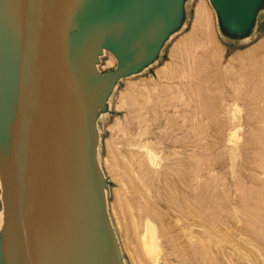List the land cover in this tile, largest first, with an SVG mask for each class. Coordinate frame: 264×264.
Returning <instances> with one entry per match:
<instances>
[{
	"label": "water",
	"instance_id": "95a60500",
	"mask_svg": "<svg viewBox=\"0 0 264 264\" xmlns=\"http://www.w3.org/2000/svg\"><path fill=\"white\" fill-rule=\"evenodd\" d=\"M192 1L71 0L60 13L61 0H11L10 34L0 0V264H41L59 216L66 264H127L109 210L100 121L122 80L159 63ZM209 3L231 41L251 39L264 16V0ZM108 53L116 67L103 73ZM50 147L69 152L68 173L51 163ZM39 163L51 167L50 179H39Z\"/></svg>",
	"mask_w": 264,
	"mask_h": 264
},
{
	"label": "rangeland",
	"instance_id": "374dc122",
	"mask_svg": "<svg viewBox=\"0 0 264 264\" xmlns=\"http://www.w3.org/2000/svg\"><path fill=\"white\" fill-rule=\"evenodd\" d=\"M201 1L207 4L211 14L207 26L211 43L203 38L202 27L195 19L196 6ZM193 39L203 42L201 49L196 44H190L189 48L181 46ZM196 51H202L197 58ZM253 53L259 62L264 61V16L251 39L231 41L220 34L216 14L209 0H193L189 6L186 27L168 42L159 63L143 74L119 83L113 94L109 113L100 121V157L110 186V215L127 264H141L132 255L139 254L140 251L142 262L144 259L145 264H150L142 254L139 238L141 227L138 226L142 216L138 206L139 198L134 190L138 180L137 170L142 172L139 165L141 155H138L141 154L140 146L148 139L149 142L152 139L151 143L159 156L156 164L158 170L151 174L154 180H150L152 184L149 200L156 211L155 219L160 227L167 225V231L179 245L173 249L172 245L167 244V239L162 238L165 248L162 252L164 254H161V264H183V260L178 257L181 254L185 264H191L202 258L203 253L205 256L203 261L200 259L201 264L206 262L208 256L214 264H264V71L259 70V76L252 77L251 65L255 61L246 57ZM110 59L109 53L103 58L100 65L103 73L115 69L116 62L115 65H108ZM256 81L262 82L260 84ZM221 123L234 127V132L238 133L236 142H229L228 134L219 131L223 126ZM168 154L169 157L171 155L170 159H166ZM191 166L194 169L199 167L197 170L202 177L195 184L196 187L194 185L188 188L185 181L188 180L187 172ZM204 193L213 196L214 203L218 205L217 210L210 212V215L200 214L197 203L196 208L192 204L196 202L197 196ZM187 208H192V211ZM1 209L0 200V211ZM193 211L199 214H192ZM192 216L196 220H191ZM187 221L189 224L186 226ZM192 221L195 222L192 223L194 227L190 225ZM196 224L200 228L198 225L195 227ZM188 226L196 228L199 236L202 235L200 231L209 230L201 236L206 241L200 250H194L188 245L187 234L195 231ZM203 248L205 249L202 251ZM177 249L176 253L174 250ZM173 252L176 256L172 257ZM193 255L196 261L192 258Z\"/></svg>",
	"mask_w": 264,
	"mask_h": 264
},
{
	"label": "bare ground",
	"instance_id": "6f19581e",
	"mask_svg": "<svg viewBox=\"0 0 264 264\" xmlns=\"http://www.w3.org/2000/svg\"><path fill=\"white\" fill-rule=\"evenodd\" d=\"M3 1H5V4H7L8 5V7H6V8H8L7 10H6V13H7V21H8V26H9V28H10V32L12 31V29H13V26H12V15H13V12H12V9H11V5H10V2H11V0H3ZM71 2V0H61V2H59V4H60V13H64V12H66V10L68 9V6H69V3ZM209 7L207 6V4H205V2H203V1H201V2H199L198 4H197V6H196V17H195V19H197V22L200 24V26L202 27H200L201 29H202V32H203V34H201L202 36H203V38L204 39H208V38H210V34L208 33L209 31H208V24L210 23V17H211V14H210V12H209V9H208ZM196 23V22H195ZM197 23V24H198ZM198 26V25H197ZM199 27V26H198ZM207 29V30H206ZM196 31V30H195ZM13 33V31L10 33V34H12ZM196 34V33H195ZM196 36V35H195ZM198 36V35H197ZM212 36V35H211ZM194 37V36H193ZM193 37H191V39L193 38ZM196 38V37H195ZM202 38V37H201ZM200 39V38H199ZM210 39H208V42H210L211 43V41H209ZM211 40H212V37H211ZM205 42H206V40H205ZM202 43L203 42H196V40L194 41V39L193 40H189V41H187V42H185V43H183L181 46H183L184 48L185 47H188L189 48V46H190V44H196V45H198V49L202 46ZM207 44L205 43V45L204 46H206ZM193 46V45H192ZM191 46V47H192ZM194 47V46H193ZM196 48V47H195ZM204 48V47H203ZM202 48V49H203ZM206 48V47H205ZM193 49V48H192ZM201 49V48H200ZM208 49V48H207ZM189 50V49H188ZM194 50V49H193ZM191 51V50H190ZM195 51V50H194ZM199 51V50H198ZM254 51V50H253ZM191 53V52H190ZM195 53V52H194ZM193 53V54H194ZM196 53H197V51H196ZM195 53V54H196ZM199 53H201L202 54V51L201 52H199ZM199 53H197L196 54V58H197V56H198V54ZM214 53V52H213ZM195 54H194V56H195ZM204 54V53H203ZM110 56H111V59H110V61L108 62V65H115V62H116V59H115V57L113 56V55H111L110 54ZM205 56V55H204ZM208 56V55H207ZM211 56V55H210ZM187 57V56H186ZM200 57H201V55H200ZM203 57V56H202ZM211 57H214V55L213 56H211ZM189 58V57H188ZM195 58V57H194ZM193 58V59H194ZM199 58V57H198ZM207 58V57H206ZM239 58V57H238ZM247 59H249V60H252V62L253 61H255L254 62V64H252L251 65V67L253 68L252 70H253V72H252V74H253V76L252 77H257V76H259L258 74H259V72L260 71H264V61L263 62H259V59H257V58H255L254 57V53L253 54H249V55H247V57H246ZM200 59V58H199ZM214 59V58H213ZM202 60V59H201ZM246 60V59H245ZM208 61H210V60H208ZM241 61H243V59L241 60ZM195 62V61H194ZM201 62V61H200ZM192 63V62H191ZM201 64V63H200ZM227 65V64H226ZM190 66V65H189ZM200 66H202V65H200ZM230 67V66H229ZM248 67H250V66H248ZM166 68V67H165ZM199 68V67H198ZM234 68V67H233ZM231 69H232V67H231ZM230 69V70H231ZM246 69V68H245ZM248 69V68H247ZM246 69V70H247ZM165 70H167V69H165ZM191 70H193V69H191ZM197 70H200V69H197ZM251 70V71H252ZM260 70V71H259ZM163 71V70H162ZM228 71V70H227ZM234 71V70H233ZM214 72V71H213ZM165 73V72H164ZM164 73H162V74H164ZM200 73V72H199ZM229 73V72H228ZM258 73V74H257ZM223 74V73H222ZM264 74V73H263ZM262 74V75H263ZM248 75H250L249 74V72H248ZM188 76V75H187ZM216 76V75H215ZM251 76V75H250ZM217 77H219V75L217 76ZM238 77V76H237ZM248 78V77H247ZM255 78H251V79H255ZM249 79V78H248ZM258 79H261V78H258ZM262 80H263V78H262ZM209 81V80H208ZM250 82V81H249ZM256 82H259V81H256ZM256 82H255V84H256ZM261 82L262 81H260L259 83L261 84ZM259 83L258 84H256V85H259ZM190 84V83H189ZM245 84V83H244ZM263 84V83H262ZM206 85V84H205ZM262 86V85H261ZM200 91V90H199ZM132 93V92H131ZM134 93V92H133ZM130 95V94H129ZM129 95H127V97L129 96ZM124 99V98H123ZM200 99V98H199ZM198 99V100H199ZM130 100V99H129ZM131 101V100H130ZM199 103V102H198ZM129 104H130V102H129ZM227 105V104H226ZM203 107H204V105H202ZM206 106V105H205ZM212 106V105H211ZM217 106V105H216ZM228 106V105H227ZM208 107V106H207ZM223 107V106H222ZM221 107V108H222ZM258 107V106H257ZM127 108V107H126ZM137 108H138V106H137ZM213 108H214V106H213ZM228 108H230V106L228 107ZM253 108H254V106H253ZM260 108V107H259ZM134 109V108H133ZM136 109V108H135ZM206 109V108H205ZM217 109H218V107H217ZM231 109L232 108H230V111H231ZM235 109V108H234ZM137 110V109H136ZM209 110V109H208ZM212 110V109H211ZM222 110V109H221ZM229 110V109H228ZM218 111V110H217ZM226 111V110H225ZM257 111H258V109H257ZM204 112H206V111H204ZM210 113H211V111H209ZM223 112V111H222ZM228 114H229V112L228 111H226ZM131 113H132V110H131ZM137 113V112H136ZM208 113V112H207ZM218 113V112H217ZM226 113V114H227ZM135 114V113H134ZM134 114H133V116H134ZM139 114V113H138ZM220 113H218V115H219ZM228 114L226 115V116H228ZM131 115V114H130ZM136 115V114H135ZM140 115V114H139ZM210 115V114H209ZM216 115V114H215ZM142 116H144V115H142ZM141 116V117H142ZM220 116H222V115H220ZM145 117V116H144ZM219 117V116H218ZM224 117V116H223ZM229 117V116H228ZM135 118H136V116H135ZM140 118V117H139ZM139 118H137V119H139ZM170 118V117H169ZM220 118V117H219ZM225 118V117H224ZM224 118H223V120H224ZM141 119H143V118H141ZM213 119H214V117H213ZM221 119H222V117H221ZM220 119V120H221ZM195 120V119H194ZM229 120V119H228ZM144 121V120H143ZM214 121V120H213ZM219 121V120H218ZM142 122V121H141ZM195 122V121H194ZM224 122V121H223ZM228 123V122H227ZM222 124L223 126H221V129L219 130L221 133H224L225 134V132H226V134H228V141L229 142H236V139L238 138V133L237 132H234V127L232 126V125H228V124ZM231 123V122H230ZM218 124V123H217ZM220 124V123H219ZM226 125H228L227 127H226ZM184 126V125H183ZM191 126V125H190ZM200 126V125H199ZM232 126V127H231ZM188 127V126H187ZM193 127V126H192ZM189 129V128H188ZM196 129V128H195ZM194 129V130H195ZM215 129V128H214ZM217 129V128H216ZM196 131V130H195ZM216 131V130H215ZM253 131V130H252ZM262 131H263V129H262ZM217 133H218V130H217ZM220 134V133H219ZM225 134V135H226ZM213 135H214V133H213ZM223 135V134H222ZM216 136V135H215ZM223 137V136H222ZM264 137V136H263ZM46 138H48V139H51V140H58V141H60V138H59V136H58V134H56V135H51L50 134V132H47V131H45V135H44V139H46ZM226 138V137H225ZM224 138V139H225ZM226 138V139H227ZM148 139V138H147ZM146 140V139H145ZM149 140V139H148ZM146 141L142 146H140V149L141 150H139V152L141 153V154H138V155H141V158H140V164L139 165H141L140 167H141V169L139 168V166H138V169H140L142 172H138V170H137V173L139 174V173H141V174H139V176H138V174H137V176L136 177H138V180H137V183L135 184V186H134V190H135V193L138 195V198H139V200H138V206H139V210H140V212H141V216H142V220L140 221V225H138L139 227H141L140 228V230H141V232L139 233V238H140V244H141V249H142V254H143V256H145L147 259H148V261H146L147 263L149 262L150 264H161V254H164V253H162L163 252V249L165 248L164 246H163V244H162V238L163 237H165L166 239H167V244L169 243L170 245H172V248L173 249H175V248H178V243L176 244V239H173V237L169 234V231H167V230H169V229H166V226H162V227H160V225H159V223H158V221L155 219V210H154V208H153V206L151 205V203H150V200H149V190H150V184H152L151 183V179H153V177L151 178V174L153 173V172H155L156 173V170H158V169H156V164H157V160H158V154H157V152L155 151V148H154V146H153V144L151 143V141H152V139H151V141L149 142V141ZM214 140H216V139H214ZM257 140V139H256ZM261 140H262V138H261ZM154 141V140H153ZM158 141H160V140H158ZM217 141V140H216ZM222 141V140H221ZM263 141V140H262ZM144 142V141H143ZM218 142V141H217ZM224 142V141H223ZM141 143V142H140ZM139 143V144H140ZM222 142H220V144H221ZM264 143V142H263ZM214 144V146H215V142L213 143ZM225 144V143H224ZM134 145H136V144H134ZM138 145V144H137ZM139 146V145H138ZM135 147H137V146H135ZM216 147H217V144H216ZM215 147V148H216ZM224 149V148H223ZM136 150H137V148H136ZM176 150H178V149H176ZM175 150V151H176ZM138 152V151H137ZM138 152V153H139ZM136 153V152H135ZM173 153H174V150H173ZM178 153V152H177ZM170 154V153H169ZM169 154H168V156H167V158L166 159H170L171 158V155H170V157H169ZM183 154V153H182ZM136 155V154H135ZM177 155V154H176ZM175 155V156H176ZM137 156V155H136ZM169 157V158H168ZM180 157V156H179ZM191 157V156H190ZM263 157V156H262ZM48 158H50V161H51V163L52 164H54L55 166H56V168L58 169V172L60 173V172H62V171H64V174H66V173H68V170H70V160H69V152L67 151L66 153H64V154H62V155H60L59 154V152L57 151V150H55V148L54 147H50V149H49V157ZM59 158H60V163H59ZM172 158H174L173 156H172ZM182 158V157H181ZM264 158V157H263ZM40 159H42L43 160V156H41L40 157ZM137 160H138V158H137ZM189 160V159H188ZM191 160V159H190ZM193 160V159H192ZM165 161H167V160H165ZM168 162V161H167ZM171 162V161H170ZM174 162H175V160H174ZM178 162V161H177ZM262 162V161H261ZM264 162V161H263ZM102 163V162H101ZM193 163H194V161H193ZM137 164V165H138ZM175 164V163H174ZM195 164H197V163H195ZM199 164V163H198ZM261 164V163H260ZM181 165V164H180ZM185 165V164H184ZM262 166V165H261ZM264 166V165H263ZM103 167V166H102ZM175 167V166H174ZM192 167V166H191ZM190 167V169H189V171L187 172V176H188V180H186L185 178V184L187 185V187L188 188H192L196 183L198 184V182L201 180V177H202V174H201V172L200 171H198L197 169L199 168H197V169H194L193 167L191 168ZM160 169V168H159ZM182 169V168H181ZM183 169H184V167H183ZM163 170V169H162ZM167 171H168V169H166ZM175 170V169H174ZM200 170V169H199ZM50 171H51V167L50 166H48V165H43V164H40L39 163V179L41 180V181H44V180H46V178H47V180L48 179H50ZM169 172V171H168ZM172 172V171H171ZM161 173V172H160ZM166 173V172H165ZM177 173V172H176ZM182 173V172H181ZM180 173V174H181ZM159 174V173H158ZM168 174V173H167ZM160 175V174H159ZM162 175V174H161ZM178 175V174H177ZM185 175V174H184ZM204 175V174H203ZM46 176V177H45ZM156 176V175H155ZM181 176H182V174H181ZM209 176V175H208ZM66 177H68V176H66ZM177 177V176H176ZM210 177H212V176H210ZM179 178V177H178ZM168 179V178H167ZM151 180V181H150ZM154 180V179H153ZM181 180V179H180ZM202 180H205V179H202ZM213 180V179H212ZM150 181V182H149ZM169 181V180H168ZM173 181H175L174 179H173ZM210 181V180H209ZM170 182V181H169ZM175 183H177L176 181H175ZM201 183V182H200ZM203 184V183H202ZM210 184V183H209ZM209 184H208V186H209ZM177 185V184H176ZM178 186V185H177ZM182 186H184L183 184H182ZM199 186H200V184H199ZM207 186V187H208ZM174 187H176L175 185H174ZM195 187H196V185H195ZM194 187V188H195ZM1 188H2V186H1V180H0V192H1ZM185 188V187H184ZM200 188V187H199ZM205 188V187H204ZM180 189V188H179ZM185 189H187V188H185ZM201 189H203V187H201ZM208 189H209V187H208ZM177 190V189H176ZM207 190V189H206ZM189 191V190H188ZM194 192H195V189L193 190ZM204 192V191H203ZM185 194H186V192H185ZM199 194V193H198ZM209 194V193H208ZM189 195H190V193H189ZM197 196V195H196ZM213 197V196H212ZM212 197L211 196H209V195H207L206 193H204V194H201V195H199V196H197L196 197V202H194V203H192V204H194V206L193 207H195V204L197 203V205H198V207H200L199 208V210L201 211H199L200 212V214L202 213V214H209L210 212H213L214 213V211H216L217 210V206L218 205H216L215 203H214V201H213V199H212ZM188 199V198H187ZM190 199H191V197H190ZM191 200H193V199H191ZM195 200V199H194ZM217 201V200H216ZM215 201V202H216ZM179 202H180V200H179ZM178 202V203H179ZM186 202H187V200H186ZM188 203V202H187ZM217 203V202H216ZM192 204H190V205H192ZM189 206V205H188ZM191 207V206H190ZM196 208V207H195ZM192 209V208H191ZM189 210L188 208H187V210H189L190 212L192 211V210ZM182 210L184 211V208H182ZM194 210V209H193ZM195 212L193 211V213L192 214H194ZM158 214V213H157ZM184 214V213H183ZM186 214H187V211H186ZM191 214V215H192ZM195 214H197V212L195 213ZM199 214V213H198ZM197 214V215H198ZM188 215H190L189 213H188ZM196 215V216H197ZM210 215V214H209ZM201 216V215H200ZM199 216V217H200ZM212 216V215H211ZM193 217V216H192ZM195 217V216H194ZM194 217L191 219L190 217V219L191 220H196V217H195V219H194ZM198 217V218H199ZM202 217V216H201ZM201 217L199 218V220L201 219ZM209 217V216H208ZM207 217V218H208ZM188 218V217H187ZM187 218H186V220H187ZM188 218V219H189ZM189 219V220H190ZM204 219V218H203ZM205 220V219H204ZM191 222V226L192 227H194L193 225H192V223H195V222ZM206 221V220H205ZM56 226H55V228L54 229H52V232H51V230H49V233H50V235L51 234H53V237H51V239H50V237H49V234H48V232H47V235H46V242L41 246V252H40V254H41V260H40V263L41 264H66V260H67V250L65 249V247H66V243H68V239H67V237L62 233V231H61V221H60V216L56 219ZM2 224V216H0V225ZM187 224H189L188 223V221H187V223H186V226H187ZM198 224H196L195 225V227L197 226ZM60 226V227H59ZM185 226V227H186ZM191 226H188V228H190V230H192L193 228L191 227ZM115 227V226H114ZM185 227H183L184 229H185ZM198 227H199V225H198ZM192 228V229H191ZM200 228V227H199ZM187 229V228H186ZM196 229V228H195ZM195 229H193V230H195ZM205 229V228H204ZM188 230V229H187ZM189 230V231H190ZM198 230V229H197ZM201 230V229H200ZM199 230V231H200ZM203 230V229H202ZM201 233H202V235L204 234V233H206L207 231H200ZM199 232V233H200ZM208 232H209V230H208ZM207 232V233H208ZM184 234V233H183ZM187 234V233H186ZM202 235H200L199 236V234H197L196 233V230L195 231H190L188 234H187V240H188V245L191 247V248H193L194 250H197L198 248H199V250H200V248H202V246L204 245L203 244V242L204 241H206V240H204L203 241V238H201V236ZM207 235V234H206ZM209 235V234H208ZM174 236V235H173ZM186 236V235H185ZM177 238V237H176ZM182 238H183V236H182ZM181 238V239H182ZM49 239H50V246H48V243H49ZM205 239V238H204ZM179 240V239H178ZM164 241V240H163ZM178 242V241H177ZM164 243V242H163ZM165 244V243H164ZM166 245V244H165ZM205 246V245H204ZM167 247V246H166ZM182 247V246H181ZM180 248V247H179ZM205 248H207V247H205ZM205 248H203L202 249V251L205 249ZM168 249V248H167ZM189 249V248H188ZM131 250V249H130ZM169 250V249H168ZM176 253L178 252V249H177V251L176 250H174ZM201 251V252H202ZM207 251V250H206ZM133 252H135V249H134V251ZM136 252H138V251H136ZM169 252V251H168ZM180 252V251H179ZM170 253V252H169ZM174 253V252H173ZM176 253H174L173 255H171L172 257L173 256H176L175 254ZM194 253H196V251L194 252ZM198 253H200V252H198ZM132 254V253H131ZM139 254H141V251L139 252ZM138 253L136 254V253H133L132 255H134L135 256V259L136 260H138V262L139 263H141V264H143V262H144V259H143V262H142V257L140 258V256H142V255H139ZM168 254V253H167ZM181 254V253H180ZM201 254V253H200ZM204 254V253H203ZM202 254V258H199V260L198 261H196L195 260V254L192 256V258L196 261V262H189V263H191V264H201L202 262L200 261V259L202 260V259H204L203 258V256H205V255H203ZM166 255V254H165ZM179 255V254H178ZM177 255V256H178ZM206 255H207V253H206ZM169 256H170V254H169ZM169 256H167V257H169ZM178 257H180V259H182L183 261H182V263L183 264H185V261H184V258H183V254H181V255H179ZM197 257H199V256H197ZM207 257V256H206ZM209 257V256H208ZM207 257V258H208ZM166 258V257H165ZM207 258L205 259L206 260V262H208V260L210 259V258H208V260H207ZM146 259V260H147ZM167 259V258H166ZM173 259V258H172ZM176 259V261H177V258H175ZM170 260V259H169ZM205 260H204V262H205ZM168 261V260H167ZM171 261V260H170ZM203 261V260H202ZM210 262L208 263V264H212L213 262L211 261V259L209 260ZM179 262V261H178ZM201 262V263H200ZM204 263V264H207V263ZM169 263V262H168ZM144 264H145V262H144ZM214 264V263H213Z\"/></svg>",
	"mask_w": 264,
	"mask_h": 264
}]
</instances>
